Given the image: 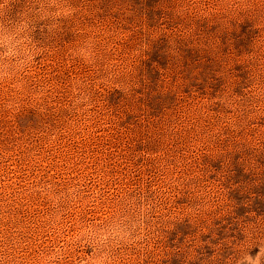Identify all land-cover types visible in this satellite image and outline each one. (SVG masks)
<instances>
[{
  "label": "rangeland",
  "instance_id": "374dc122",
  "mask_svg": "<svg viewBox=\"0 0 264 264\" xmlns=\"http://www.w3.org/2000/svg\"><path fill=\"white\" fill-rule=\"evenodd\" d=\"M0 76V264L264 250V0H0Z\"/></svg>",
  "mask_w": 264,
  "mask_h": 264
},
{
  "label": "clouds",
  "instance_id": "9594fccd",
  "mask_svg": "<svg viewBox=\"0 0 264 264\" xmlns=\"http://www.w3.org/2000/svg\"><path fill=\"white\" fill-rule=\"evenodd\" d=\"M0 76V79H3ZM87 100L77 94L76 105H83ZM148 212L145 211L142 217L137 218L131 227L115 225L103 229H92L83 233L79 240L82 241L86 248L91 249L92 264H109L113 249L121 244L127 245L130 242L140 243L138 234L141 227H146ZM234 264H264V250L246 251L244 254L237 255L234 258Z\"/></svg>",
  "mask_w": 264,
  "mask_h": 264
}]
</instances>
